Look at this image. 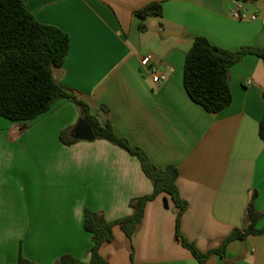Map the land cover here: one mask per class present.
<instances>
[{
	"label": "crops",
	"instance_id": "1",
	"mask_svg": "<svg viewBox=\"0 0 264 264\" xmlns=\"http://www.w3.org/2000/svg\"><path fill=\"white\" fill-rule=\"evenodd\" d=\"M36 17L70 36L56 80L87 101L102 124L143 149L160 170L178 168L187 201L181 234L203 253L250 223L254 204L264 226V61L248 54L230 69L232 103L217 114L195 103L184 86L185 60L197 36L238 51L264 46V1L243 4L257 20L232 16L235 0H23ZM250 4V5H249ZM161 5V16L137 12ZM152 55L168 80L152 81L142 59ZM81 110L69 100L31 122L0 116V264L20 254L56 264L66 254L88 262L89 208L109 222L133 214L130 202L153 193L140 160L104 140L65 145ZM178 208L163 192L145 207L128 238L119 226L101 255L109 264H264V233L231 241L223 256L200 262L176 235ZM133 253V260L132 255Z\"/></svg>",
	"mask_w": 264,
	"mask_h": 264
},
{
	"label": "trees",
	"instance_id": "2",
	"mask_svg": "<svg viewBox=\"0 0 264 264\" xmlns=\"http://www.w3.org/2000/svg\"><path fill=\"white\" fill-rule=\"evenodd\" d=\"M237 1L243 4L253 2ZM162 13L161 5H152L136 14L145 20L149 15L161 16ZM70 45L68 33L57 26L39 22L23 0H0V116L14 122H31L51 111L61 100L74 102L81 110V118L92 126L96 139L107 140L140 160L144 173L153 182L154 191L150 195L133 199L130 202L133 214L113 222L107 221L101 213L85 209L84 229L91 234L92 239L90 260L84 262L66 254L56 264H109L100 249L105 243L114 240V227L119 226L132 239L142 223L147 203L163 192L171 196L178 208L177 237L201 263L212 253L223 256L226 246L233 240L264 233V226L261 229L257 227L263 214L255 207L257 194L254 193L247 208L249 225L235 229L219 248L203 253L188 241L180 232L181 218L188 203L181 197L177 186L178 168L170 165L166 170L158 169L143 149L120 137L110 121L102 124L92 113L87 101L56 80L54 70L63 66ZM248 54L256 55L264 61V46L232 51L213 45L204 36L195 37L186 55L184 70V86L190 98L210 114H217L228 107L233 100L230 69ZM259 135L264 141V117L259 124ZM60 138L65 145H73L80 140L75 136L68 138L67 130L61 132ZM131 257L133 260V253ZM15 264L36 263L20 254Z\"/></svg>",
	"mask_w": 264,
	"mask_h": 264
},
{
	"label": "built area",
	"instance_id": "3",
	"mask_svg": "<svg viewBox=\"0 0 264 264\" xmlns=\"http://www.w3.org/2000/svg\"><path fill=\"white\" fill-rule=\"evenodd\" d=\"M231 14L234 18L239 20H257V14H251L245 10L243 3L235 0L234 8L231 10ZM142 66L148 69L151 73L152 81L161 85L168 80V73L162 71L156 64L155 59L152 55H147L142 59Z\"/></svg>",
	"mask_w": 264,
	"mask_h": 264
},
{
	"label": "water",
	"instance_id": "4",
	"mask_svg": "<svg viewBox=\"0 0 264 264\" xmlns=\"http://www.w3.org/2000/svg\"><path fill=\"white\" fill-rule=\"evenodd\" d=\"M255 1H264V0H255ZM75 137L82 140H95L96 136L92 126L84 119H80L76 129Z\"/></svg>",
	"mask_w": 264,
	"mask_h": 264
},
{
	"label": "rangeland",
	"instance_id": "5",
	"mask_svg": "<svg viewBox=\"0 0 264 264\" xmlns=\"http://www.w3.org/2000/svg\"><path fill=\"white\" fill-rule=\"evenodd\" d=\"M246 5H248V3H245ZM250 5V4H249Z\"/></svg>",
	"mask_w": 264,
	"mask_h": 264
}]
</instances>
